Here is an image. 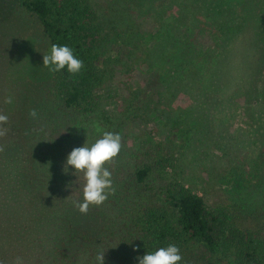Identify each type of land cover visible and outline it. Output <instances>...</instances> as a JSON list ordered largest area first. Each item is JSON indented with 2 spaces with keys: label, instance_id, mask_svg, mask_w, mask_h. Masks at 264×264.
Wrapping results in <instances>:
<instances>
[{
  "label": "trees",
  "instance_id": "16d2710c",
  "mask_svg": "<svg viewBox=\"0 0 264 264\" xmlns=\"http://www.w3.org/2000/svg\"><path fill=\"white\" fill-rule=\"evenodd\" d=\"M252 3L244 2L239 22L254 20ZM121 15L98 12L90 0H0V114L9 117V131L0 137V264H15L17 257L23 264H98L100 252L104 264H139V257L169 244L180 249V264H264V188L259 205L256 180L224 170L198 194L168 171L174 153L168 141L149 135L134 149L126 145L125 130L134 121H162L153 109L141 110L152 93L158 103L190 93L198 62L209 56L205 46L211 35L224 40L223 31L211 29L207 42L194 34L193 43L182 29L148 49L151 32L124 26ZM52 44L72 48L81 71L44 67ZM137 50L148 67L145 87H129V74L117 85L124 102L110 108L108 80L133 70L120 71L131 67ZM214 91L204 92L210 102L218 98ZM186 118L172 124L181 130ZM194 122L182 132L187 147L194 146L188 135ZM106 131L122 138L120 153L106 165L115 193L82 214L73 202L83 201V173L76 176L69 166L65 174L63 166L73 148L91 146ZM229 139L228 149L238 148ZM168 140L178 143L172 135Z\"/></svg>",
  "mask_w": 264,
  "mask_h": 264
},
{
  "label": "rangeland",
  "instance_id": "374dc122",
  "mask_svg": "<svg viewBox=\"0 0 264 264\" xmlns=\"http://www.w3.org/2000/svg\"><path fill=\"white\" fill-rule=\"evenodd\" d=\"M125 1H128L127 4ZM245 1L90 0V3L98 12L122 14L124 26L136 25L149 30L151 40L147 39L144 43L148 49L159 39L161 46L169 42V37L179 35L182 29L188 31L187 41L195 43L191 40L194 34L206 36L204 42H207L210 30L221 28L224 40L214 39L211 35L204 48H208L205 54L209 56L204 62H198V75L193 79L190 93L178 92L172 100L167 102L162 99L161 103L152 93L151 101L142 105L141 110L148 112L153 109L162 121L150 117L145 122L143 118H138L125 130L126 145L127 149H134V144L137 145L149 135L155 141H168L174 152L168 171L198 194H203V188L212 182L214 175L224 170H238L245 181L256 180L254 200L262 205L263 199L258 192L264 188V23L260 21L261 17L264 18V0H252L254 20L243 24V20L241 23L238 19ZM112 3L115 4L114 9L111 8ZM126 5L128 9L122 12V7ZM141 51L137 50L129 63L131 67L120 69H133L131 72L111 74L108 83L112 87L114 100L110 108L118 109L115 105L124 102L122 97L125 91L117 87L119 80L130 74L129 87H145L148 76L142 71L148 67L144 64L146 56L143 63L142 56L137 58ZM212 74L218 75V78H211ZM199 81L204 82L200 84ZM220 82L222 87L216 89L215 84ZM206 90H215L212 96L218 97L217 100L210 102L207 94H204ZM185 115L187 118L182 119L183 128L180 130L172 123ZM188 121H195L188 133L193 136L189 141L194 144L193 147L185 146L188 142L184 143L182 139V132L186 129L184 125ZM171 135L178 143L168 140ZM228 139L231 145L234 143L238 148L228 149ZM196 148L201 153L196 152Z\"/></svg>",
  "mask_w": 264,
  "mask_h": 264
},
{
  "label": "clouds",
  "instance_id": "9594fccd",
  "mask_svg": "<svg viewBox=\"0 0 264 264\" xmlns=\"http://www.w3.org/2000/svg\"><path fill=\"white\" fill-rule=\"evenodd\" d=\"M43 66L50 72H59L65 68L71 74H77L84 67L83 61L78 59L72 48L67 45L52 44L50 53L43 55ZM12 97H7L5 103L11 104ZM33 118L37 117L36 110L29 113ZM9 117L0 114V137L7 135L9 129L5 127ZM97 131H100L97 128ZM122 148V138L120 134L113 132H103L101 138L96 140L91 146L86 143L82 147L73 148L67 155L63 166V172L68 173L69 166L75 169L74 175L83 173V201H74V206L82 214H87L90 205L100 206L107 201L109 195L115 193L112 181V173L106 167L120 153ZM4 148L0 146V151ZM77 176V175H76ZM139 264H180L182 256L180 249L169 244L167 247H161L158 250L146 253L139 257ZM98 264H104L105 252H100L96 256ZM15 264H23L22 257H17Z\"/></svg>",
  "mask_w": 264,
  "mask_h": 264
}]
</instances>
